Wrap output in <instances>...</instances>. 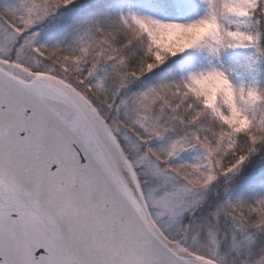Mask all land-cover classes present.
I'll use <instances>...</instances> for the list:
<instances>
[{"label": "snow or ice", "instance_id": "6c2138e0", "mask_svg": "<svg viewBox=\"0 0 264 264\" xmlns=\"http://www.w3.org/2000/svg\"><path fill=\"white\" fill-rule=\"evenodd\" d=\"M0 264H264V0H0Z\"/></svg>", "mask_w": 264, "mask_h": 264}]
</instances>
